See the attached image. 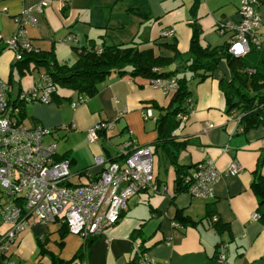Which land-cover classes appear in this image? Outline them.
Returning <instances> with one entry per match:
<instances>
[{
    "label": "crops",
    "instance_id": "crops-1",
    "mask_svg": "<svg viewBox=\"0 0 264 264\" xmlns=\"http://www.w3.org/2000/svg\"><path fill=\"white\" fill-rule=\"evenodd\" d=\"M145 1L150 9L147 19L127 12L133 7L131 0H0V37L11 38L17 31L14 18L31 10L34 22L26 27V36L38 51H54L60 64L71 66L78 60L81 49L133 41L140 43L141 50L153 49L163 56L173 55L164 44L176 43L179 52L186 55L192 37L190 24L195 20L191 13L195 1H198L196 18L202 29L203 47L228 45L234 32L222 33V26L242 20L241 0ZM42 2L48 5L38 11ZM144 3L138 0L136 6L141 9ZM256 10L264 29V0H259ZM171 30L174 36H163V32ZM13 64L14 53L4 51L0 55L2 79L9 80ZM36 79L26 90L33 87ZM223 80H230L225 62L219 64L211 78L193 84L194 110L175 133L177 142L187 145L177 151L171 148L181 165L212 160L224 174L214 187L212 199L196 198L189 192H181L172 199L175 168L164 150L154 148L158 138L156 121L150 124L144 120L148 109H152L157 118L159 112L151 105L168 107L172 94L155 88L152 80L113 74L99 85L95 97L76 108L72 104L82 95L69 90L59 91V103L54 100L51 104L26 105L30 122L27 127L51 129L52 134L45 138V143H56L59 158L66 155L70 159L72 184H87L96 179L103 168L95 164V159L103 156L109 165L119 156L120 147L125 143L130 144L131 149L147 146L154 152V189L133 196L120 221L107 228L85 251L84 257L73 264H128L138 251L133 234L139 230L149 247L148 253L161 262L264 264V219L261 216L259 220L253 219V214H259V198L253 183L264 157V127L243 134L239 118L227 113L220 86ZM22 90L24 92L25 88ZM103 122L112 123V129L90 142L89 131ZM208 124L213 127L209 129ZM161 153L168 160L165 176L162 175ZM234 162L242 171L238 175H227ZM85 171L90 175L82 174ZM258 171L264 177V165ZM163 188H167V194L161 193ZM4 202L0 192V204ZM209 206L220 224L226 226L223 233L207 218ZM178 211L197 224L180 225L176 221ZM62 226L61 223L35 224L21 233L11 249L12 260L15 264H53V255L65 262L71 261L85 241L70 233L62 238ZM8 230L0 215V240ZM41 244L46 255L42 254ZM221 244H227L225 259L218 256Z\"/></svg>",
    "mask_w": 264,
    "mask_h": 264
},
{
    "label": "built area",
    "instance_id": "built-area-1",
    "mask_svg": "<svg viewBox=\"0 0 264 264\" xmlns=\"http://www.w3.org/2000/svg\"><path fill=\"white\" fill-rule=\"evenodd\" d=\"M259 0H241L238 24L223 25L221 32H234L228 52L243 57L251 51L264 48V29L256 10ZM42 2L37 10L47 6ZM16 33L9 39L0 37L6 50L14 52V61L22 60V52L38 51L26 36V27L34 22L31 10H25L14 18ZM174 31H165L163 36H174ZM33 87L22 92L18 99L28 103L51 104L57 90L50 75L41 70ZM155 88L172 94L177 88L175 80H152ZM9 83L0 77V188L5 202L0 204V215L9 230L0 240V264H15L11 249L19 235L35 224H65L69 233L84 241L101 236L109 227L116 225L128 209L130 199L144 190L154 189V152L150 147L137 146L131 149L125 143L120 147L123 160L106 164L103 156L95 164L103 168L100 175L87 184H72L71 161L58 160L57 144L45 143L52 130L43 126L27 127L19 120V108L8 100ZM81 96L73 102V108L86 103ZM149 117L152 112L149 111ZM188 116L182 117L187 121ZM156 120V119H155ZM112 123H99L89 131L90 142L99 133L112 129ZM213 126L208 124V128ZM241 166L234 162L227 175H238ZM87 175L90 172L87 171ZM224 177L212 160L198 165L188 181V192L197 198H214V187ZM162 194H167L163 188ZM259 220L258 213L253 214ZM217 221V218H214ZM140 244H136L139 249ZM218 256L226 258L227 244L218 247ZM139 251V250H138ZM139 264H169L161 262L149 253H139Z\"/></svg>",
    "mask_w": 264,
    "mask_h": 264
},
{
    "label": "trees",
    "instance_id": "trees-1",
    "mask_svg": "<svg viewBox=\"0 0 264 264\" xmlns=\"http://www.w3.org/2000/svg\"><path fill=\"white\" fill-rule=\"evenodd\" d=\"M132 6L127 12L140 17L149 18L147 1L136 6L138 0H131ZM134 5L136 7H134ZM144 5V6H143ZM147 10V11H146ZM198 1H195L191 13L194 21L190 24L192 37L188 53L179 52L176 43L164 44V47L173 52L172 56L157 55L153 49H140V43L130 42L118 45L103 44L101 48L92 46L90 49L78 51V60L73 65L60 64L54 51L44 53L40 51L22 52V60L15 62L9 76L8 100L11 106L19 108V120L23 122L27 117L26 103L20 101L18 96L23 92L21 83L27 73L45 70L52 78L57 90L53 101H61L58 95L60 90H69L87 98H93L99 93V85L105 82L113 74L120 77H142L150 80H175L177 88L172 93L170 104L166 108L153 103L151 107L159 112L156 118L158 138L154 143L155 150H164L175 168V196L181 192H188V181L194 174L199 164L181 165L178 155L171 152V148L179 150L185 148L186 143H178L175 133L185 122L182 117L190 115L195 107L193 98V84H201L211 78L218 69L219 64L225 62L230 73L229 81H221L220 86L225 95L227 113L236 115L242 126V132L247 133L259 127H264V48L251 51L243 57H235L228 52L229 44L223 47H203L201 44L202 29L197 17ZM145 11V12H144ZM6 51V47L0 40V55ZM18 87V88H17ZM17 88V92L14 89ZM105 132L99 133L102 136ZM68 158L64 155L62 160ZM123 156L113 159L111 162H119ZM264 165V157H261L258 170ZM253 183V190L259 198V214L264 219V177L258 173ZM82 174L87 175V171ZM158 181V180H157ZM148 191V190H144ZM172 200V201H173ZM209 206L207 218L214 224L219 233H223L226 226L221 225L215 213ZM126 212V211H125ZM124 213V212H123ZM123 216V214H122ZM121 216V217H122ZM217 218V221H214ZM176 221L183 226H195L197 223L178 211ZM140 231V230H139ZM133 234V241L139 245L134 259L128 264H139V253H148L149 247L141 232ZM69 234L67 225L63 224L61 236ZM99 236L89 237L85 240L83 248L69 262H65L56 256H51L53 264H73L76 259H82L85 251ZM42 246V254L47 252Z\"/></svg>",
    "mask_w": 264,
    "mask_h": 264
},
{
    "label": "rangeland",
    "instance_id": "rangeland-1",
    "mask_svg": "<svg viewBox=\"0 0 264 264\" xmlns=\"http://www.w3.org/2000/svg\"><path fill=\"white\" fill-rule=\"evenodd\" d=\"M14 53V52H13ZM38 71H32V72H29V73H27V75L23 78V84H22V87H24L25 88V90H24V92H28L29 90H26L27 89V87H29V86H32L31 84H33V82H34V79L36 78V77H38ZM36 81V80H35ZM18 88V87H17ZM17 88H15L14 89V91L15 92H17ZM31 104H35V103H28V104H26L27 105V107L28 106H30ZM149 111H151L152 112V109H148V110H146V112H145V114H144V120H145V122H147V123H153V122H155L156 120V118L154 117V114H152V116L153 117H149ZM23 124L24 125H26V126H29L30 125V122H29V120H28V118L26 117V119L23 121ZM156 130H157V128H156ZM157 133H158V130H157ZM62 141L61 140H59V143H61ZM152 147V146H151ZM153 148V147H152ZM161 167H162V175L163 176H165V168H166V165L168 164V160L165 158V156H162V153H161ZM0 192H1V195L3 196V193H2V190H1V188H0ZM197 198V197H196ZM4 201H5V199H4ZM73 235V234H72ZM76 236V235H75Z\"/></svg>",
    "mask_w": 264,
    "mask_h": 264
}]
</instances>
